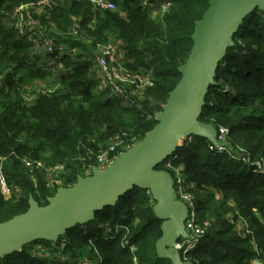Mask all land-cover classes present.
Instances as JSON below:
<instances>
[{"label": "trees", "instance_id": "trees-1", "mask_svg": "<svg viewBox=\"0 0 264 264\" xmlns=\"http://www.w3.org/2000/svg\"><path fill=\"white\" fill-rule=\"evenodd\" d=\"M28 1L0 0V157L12 189L7 200L0 192V221L24 212L30 195L38 204H45L58 186H69L77 176L90 174L96 155L110 147L112 154H119L153 127L154 113L180 79L178 67L188 57L195 21L202 17L209 0H168L169 6L155 17L150 16L153 8H146L142 1L161 0H113V10L93 8L88 0L51 2L48 14L66 20L67 25L72 15L80 18L78 22L70 18L68 32L74 31L72 35L45 32L56 43L73 44L49 71L36 65L46 55L33 43L20 41L12 33L14 26L8 24L13 16H19L18 4ZM23 15L42 25L49 21L34 7ZM232 39L234 44L218 62L215 84L208 87L198 119L226 127L237 156L232 158L227 151L217 153L205 138L192 136L175 150L167 171L173 177L174 169L179 168L185 190L194 182L197 188L217 190L226 201L232 199L244 213L233 217L244 219L250 232L242 236L229 218L220 221L218 229H211V224L188 253L193 264H255L254 258L264 264V11H251ZM107 41L120 42L124 52L121 65L129 74L147 78L143 88L137 90L125 83V94L120 98L111 97L106 87L97 89L100 84L93 70V48ZM21 66L31 77L38 75L49 84L29 104L20 95ZM118 141L125 147L113 145ZM166 162L158 168L164 169ZM192 197L196 211L200 210L197 197ZM152 205L149 192L134 186L113 205L95 212V228L90 233L88 223L77 224L55 243H31L50 246L54 258L30 255L29 244L0 257V264H75L81 252L91 258L93 254L102 256L99 264H133V258L137 264H171L156 254L161 220L153 214ZM100 222H108L111 228L118 225V230L110 229L114 231L110 240L102 238ZM91 237L93 242L87 245ZM63 240L66 243L61 250Z\"/></svg>", "mask_w": 264, "mask_h": 264}, {"label": "water", "instance_id": "water-1", "mask_svg": "<svg viewBox=\"0 0 264 264\" xmlns=\"http://www.w3.org/2000/svg\"><path fill=\"white\" fill-rule=\"evenodd\" d=\"M255 8L264 11V0H209L202 17L195 21L188 57L178 67L180 79L154 113L153 127L105 168L93 165L89 175L77 176L69 186H58L45 204H38L30 195L24 212L0 221V257L21 251L36 240L57 242L68 228L91 222L96 211L113 205L137 186L149 192L152 212L161 220V236L155 242L157 256L171 264H193L183 261L177 249V240L188 238V207L178 199L171 173L158 166L192 136L203 137L215 147H229L217 141L213 124L198 117L208 87L215 84L218 62Z\"/></svg>", "mask_w": 264, "mask_h": 264}, {"label": "built area", "instance_id": "built-area-1", "mask_svg": "<svg viewBox=\"0 0 264 264\" xmlns=\"http://www.w3.org/2000/svg\"><path fill=\"white\" fill-rule=\"evenodd\" d=\"M89 2L92 3L93 8L97 7L100 9H115L116 6L113 2V0H88ZM159 4L161 11H163L166 7L169 6L168 0H161L159 2H156ZM152 1H142L143 6L146 8H152L151 6H154L156 4ZM29 5V4H26ZM33 7V6H31ZM30 8V7H29ZM35 9H38V7L34 6ZM28 10V8L26 9ZM26 10H21L16 11L19 13V16L12 17V20L10 21L11 24L14 26L16 30H19L16 26V24L19 22V19H23V25L29 29H32L33 27L37 26L40 22L33 20V19H27L24 18L23 12ZM39 12V10H37ZM28 15V14H27ZM74 33V31H72ZM49 36V35H48ZM45 35L40 34H33V35H28L27 38L24 37L23 35L16 37L26 43V40H29V43H33L35 47H38L40 51L46 55L42 60L39 62H42V68L44 71H49L50 67L52 64L58 59L59 57L62 56V54L65 52V50L71 49L70 46H65L66 43L63 42H57L54 40L52 37H48ZM37 41V42H36ZM112 45V46H109ZM109 45H104L102 47H98L96 50V66H97V73L96 76L99 79V84L103 87L108 88L110 96L111 97H124L123 95L125 94L124 90V84H133L135 88L141 89L145 84L148 83L147 78L144 76L136 75V74H129L121 65V60L124 58V52L122 49H117L114 44H109ZM42 48V49H41ZM76 48H74V51ZM33 51H39L37 49H33ZM116 59V60H115ZM31 60V61H29ZM28 62L33 63L32 59L29 58ZM111 62H114L116 66H118L117 71L113 72V70H110L109 64ZM118 63V64H117ZM46 81V80H45ZM35 84H27V87H30ZM46 89H48L47 86H42L39 88H36L35 92H44ZM138 93V92H137ZM139 94V93H138ZM21 97L23 99V102L26 104H29L35 99V95L32 92L31 89H24L21 88ZM218 135L216 137L217 141L219 142H225L229 144V147L226 146H219L215 147L213 144L208 142L209 148H211L213 151L220 153L223 151H227V153L230 154L232 158H236L237 153L233 151L229 139H228V129L224 126H217L215 125ZM112 149L113 147H110L109 150H104L102 151L97 157H96V164L99 169L105 168L109 163H111L118 154H112ZM172 158H169L166 162V166H171ZM2 160L3 158L0 157V192L4 196H9L12 192L11 187L7 184L5 174L2 169ZM27 166L30 165V163H26ZM61 166L58 165V168ZM175 190L177 193V197L179 200L183 201L187 207H188V216L185 220V230L188 233V238L183 239L179 238L177 240V249L181 254V258L183 261H188L187 256L190 250H192L201 237L204 235V233L207 230L208 222L206 218H201L199 219L197 211H196V205L193 201L192 194H189L185 190V181L184 177L180 174L179 168H175ZM264 170V167H263ZM48 172H50V169H47ZM89 175V174H88ZM230 222L235 224L237 232L241 234L242 236H245L247 233L250 232L247 223L242 219V222H237L238 220L235 219L233 216L228 217ZM118 226L115 228V230H118ZM110 230V229H109ZM64 241L60 244V249H64ZM251 243L255 245L254 240H251ZM98 255V254H96ZM133 264H137L135 261V258H133ZM253 262L255 264H261L260 260L258 258H254ZM101 263L99 260L96 264ZM77 264H90L84 259H80Z\"/></svg>", "mask_w": 264, "mask_h": 264}, {"label": "rangeland", "instance_id": "rangeland-1", "mask_svg": "<svg viewBox=\"0 0 264 264\" xmlns=\"http://www.w3.org/2000/svg\"><path fill=\"white\" fill-rule=\"evenodd\" d=\"M64 1L65 0H31V1H28V3H26V4H29V5L19 3L18 6H17V8H16L18 11L26 10L27 8H29L31 6H33V7L36 6V7H38L37 10H39L38 13H40V14L44 13V14H46L48 16V20L49 21L48 22H45L44 23L45 25H42V24L39 23L37 26L33 27L32 29H29V28H27V27H25L23 25V19L20 18L19 19V22L16 24V26H17V28L19 30H16L15 28L12 29L13 30V32H12L13 35L14 36L15 35H18V36L23 35L24 37L27 38V36L30 35V34L33 35V34H40L41 33L42 35L48 36V33H45V32L46 31L47 32H51V30H53L55 32H60V34L61 33H68V34L72 35L73 32H68L70 18H71V21L72 22H78V19L80 18L79 16H75V15H72L71 16L70 15L71 17L68 18L69 20L67 21L68 22V25H67L66 20H64V19L61 20L56 15L48 14L49 11H50V9H51V7H49V3L52 2L55 5H58V4H65ZM75 1H78V2H81L82 3L85 0H75ZM118 1L120 2L121 0H118ZM159 6L160 5L157 4V3L154 4V6H151L153 8V9L151 8L152 9L151 10L152 12L150 14L151 17H155V16L160 15V12H162V11H161V8ZM155 9H157V10H155ZM93 19L95 20L94 17H93ZM8 24L11 25V26H13L10 21H8ZM58 24H60V26ZM66 25H67V27H66ZM26 43H29V40H26ZM109 43L110 44H114V46L117 49H121V52H122V47H121L119 41H115V42H109V41H107V42L98 43V45H96L93 48V52L95 51V53H96V50L98 49V47H102L104 45H109ZM65 46H67V47L68 46H73V44H71V43L70 44H65ZM109 46H112V45H109ZM29 61H31V60H29ZM42 64L43 63L40 62V63H38L36 65L39 66V67H41ZM109 68H110V70H113V72L115 71V73H116L118 66H116V64L114 62H111L109 64ZM91 70H92V68L89 69V71H91ZM93 70L97 73L96 62L94 64ZM18 71H19L18 73L21 75V82L19 84V85H21L20 86V89L21 88L31 89L32 92L35 95V98L37 96V92H35L36 88L49 85L48 82L45 81L44 78H40L38 75L31 77L29 75V72H26L27 70L23 66H21V69H19ZM149 76H150V74H149ZM28 83L35 84V85H32L30 87H27V84ZM100 88H103V87L101 85L97 87V89H100ZM121 100H122V102L127 103L123 98ZM120 139L121 138H119V140ZM113 145L116 146V147H125V143H123L121 141L113 142ZM107 146H108V144L106 146H104V147H107ZM238 148H240L241 151H244L242 145L239 144L238 145ZM97 156L98 155L95 156V164H96V157ZM234 160L239 161L237 159H234ZM2 162H3V160H2ZM171 167L172 166H164V169L165 170H168V168H171ZM263 167H264V164H263L262 168ZM175 176L176 175L174 173L173 178ZM186 187H188L187 190H186L187 193L192 194V195H194V196L197 197V199H198L197 206L200 207V210L197 211V214H198L199 219H201V218H206L207 219V222L209 223L208 226H207V228H209L210 225L212 224V228L211 229H218L219 227H221V223H219V222L222 221L224 218L228 219L229 216H234L235 214L240 213V212L244 215V213L241 210L238 209L237 204H235L232 199H229L228 201L222 199L219 196L220 195L219 192L217 190H214L213 188H209L207 186H205V187L204 186H201V187H198L197 188V187L194 186V182H190L188 185H186ZM15 189L17 191L20 190L19 187H15ZM211 192L212 193H215V195L209 196L210 194L208 195V193H211ZM10 197L2 195V199L3 200H7ZM205 197H207L208 200H204ZM254 213H256L257 215H259L257 212H254ZM237 220H238L237 222H242V219L239 218V217L237 218ZM94 225H95V221H91V222H89L87 224V231L89 233L92 230V228H95ZM98 226H100L101 228H103L102 229V232H101L102 238H104L106 240H110L109 237L110 236L113 237L114 231L112 230V232H109L110 231L109 229H114L115 230V228L118 225H115L116 226L115 228H111L113 226H111V224H108V222H100ZM82 232L83 233L86 232V229H84ZM92 238H94V237H91L89 239L87 245H91V242H93ZM63 241L66 243L65 240H63ZM67 241H69V240H67ZM27 253H30V255H32V256H38V257H41L43 255H45L47 257H53V258L55 257V253H54V251L52 250V248L50 246H48V245H46V246L43 245L42 246L39 243L38 244H31V245H29L28 248H27ZM80 255H81V257L79 258V260L80 259L81 260L84 259V260H86L90 264H96L99 260L102 261V256H99V255L96 256V254H93L94 255L93 258L88 257L86 255V253H82V252H81ZM73 259H75V258H73ZM79 260L76 259L75 260V264H77ZM72 261L74 262V260H72Z\"/></svg>", "mask_w": 264, "mask_h": 264}]
</instances>
